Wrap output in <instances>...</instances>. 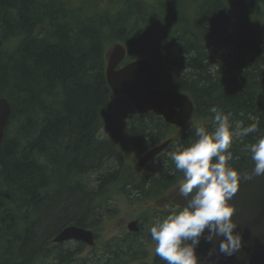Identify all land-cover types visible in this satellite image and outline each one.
<instances>
[{"label": "trees", "instance_id": "1", "mask_svg": "<svg viewBox=\"0 0 264 264\" xmlns=\"http://www.w3.org/2000/svg\"><path fill=\"white\" fill-rule=\"evenodd\" d=\"M99 1L0 0V97L10 105L0 143V264H66L81 246L71 251L52 237L66 225H97L112 185L136 201L157 200L183 178L171 158L141 176L127 166L129 143L141 154L173 126L112 93L105 76L112 42L127 47L126 61H152L157 87L187 92L203 118L198 126L214 129L212 106L234 126L257 124L233 141L237 169H247L248 146L264 136V0L245 5V25L242 10L228 11L225 0H204L197 14L184 1L169 11L144 0L101 9ZM195 127L179 137L181 148L197 139ZM136 237L108 241L106 263L145 256ZM150 264L166 261L155 255Z\"/></svg>", "mask_w": 264, "mask_h": 264}, {"label": "clouds", "instance_id": "2", "mask_svg": "<svg viewBox=\"0 0 264 264\" xmlns=\"http://www.w3.org/2000/svg\"><path fill=\"white\" fill-rule=\"evenodd\" d=\"M209 111L214 114V129L196 126L197 139L170 153L176 170L183 173L179 195L185 203L181 211L157 220L149 229L155 253L166 264H199L196 248L202 237L208 242L219 238L218 251L224 256L240 252L243 236L237 231V209L231 201L242 184L264 176V136L248 146L251 165L247 170L231 163L234 139L256 133L257 124L234 129L230 113L216 106ZM215 251L210 249L208 255Z\"/></svg>", "mask_w": 264, "mask_h": 264}, {"label": "water", "instance_id": "3", "mask_svg": "<svg viewBox=\"0 0 264 264\" xmlns=\"http://www.w3.org/2000/svg\"><path fill=\"white\" fill-rule=\"evenodd\" d=\"M230 6L241 7V0H227ZM127 49L120 42H114L105 53V76L112 93L117 96H127L133 104V109L139 114L152 112L161 116L165 122L177 126L179 132L187 129L188 122L194 112V105L186 93L171 89H157L154 84L160 80L161 74L148 59H135L122 67H118L126 56ZM10 115V105L5 97H0V143L4 137L5 127ZM172 142L165 139L150 147L138 159L136 168L140 169L162 153ZM251 165L248 163L247 169ZM173 203L183 207L185 201L179 193L173 198ZM236 205L234 219L238 222L237 231L242 233L243 247L240 252L231 257L219 253V238L205 244L204 249L196 251L199 264H244L246 259L257 256L264 250V176L254 177L241 185L231 201ZM130 232H138V220L127 223ZM77 241L89 246L95 244L94 233L90 229L74 224L66 225L52 237L55 244L66 241ZM216 251L209 256V250Z\"/></svg>", "mask_w": 264, "mask_h": 264}, {"label": "rangeland", "instance_id": "4", "mask_svg": "<svg viewBox=\"0 0 264 264\" xmlns=\"http://www.w3.org/2000/svg\"><path fill=\"white\" fill-rule=\"evenodd\" d=\"M180 3L184 1L188 4L192 3V9H194L195 14L198 13V6L204 2V0H158L156 3L155 0H144L145 4L151 7L161 6L163 10L169 11L174 2ZM251 0H245V5ZM113 0H100L98 7L103 9L107 7L108 3H112ZM153 11V10H152ZM260 21V19H259ZM262 23V20H261ZM122 43V42H121ZM109 47V46H108ZM203 123V118L194 117L191 126H198ZM234 129L240 128V124L237 126L232 125ZM105 131H100V136H105ZM170 136L174 137L173 142L170 144L169 148L162 154L161 161L157 159L156 163L151 164L150 166L154 169L161 166V163H164L166 160L170 159V153L177 148H181V139L178 138L176 129L170 133ZM126 164L134 170V164L138 158V152L134 150L132 144H128ZM164 155V156H163ZM164 165V164H163ZM94 178L95 175H90L89 186L94 187ZM182 181L178 182L181 183ZM175 186V185H174ZM174 186L170 187L164 192L163 197L168 199L172 196L174 191ZM168 191V192H167ZM167 192V193H166ZM109 198L101 207L102 214L98 215L96 222L98 223L94 227H90L96 233V244H95V253L92 256H95V264H107L106 257L108 255V250L106 248V243L110 240L116 239L119 241L122 237H131L132 234L128 231L126 224L128 221L133 219H139L140 231L137 233L136 241L142 242L144 251L146 252L139 260H128L126 264H150L152 262V256L155 253V242L151 239L150 236V227L157 221L161 220L162 217H166L169 214H173L175 208L173 205H169L167 201L158 200L154 201L153 199H148L145 201H136L133 199L132 195L120 194L117 186L112 185L111 189L107 191ZM80 242L76 241H66L62 247L75 251L76 247L81 246L80 250L75 254L74 261L71 260L66 264H85L89 259L91 252H88L86 247L80 245ZM126 250L125 248H122ZM121 251V250H120ZM94 251H92L93 253ZM128 255L125 256V259ZM93 263V262H92Z\"/></svg>", "mask_w": 264, "mask_h": 264}, {"label": "flooded vegetation", "instance_id": "5", "mask_svg": "<svg viewBox=\"0 0 264 264\" xmlns=\"http://www.w3.org/2000/svg\"><path fill=\"white\" fill-rule=\"evenodd\" d=\"M224 6L227 8V10L228 11H232L231 9H233V7H231V6H229L227 3H224ZM251 7H249V10H248V12H249V14H250V12H252L251 11V9H250ZM241 10H242V15H241V18L243 19V21H244V25L245 24H247V22H245V0H242V5H241V8H240ZM240 17V16H239ZM244 40H245V38H244ZM264 50V49H263ZM185 134V133H184ZM187 134V133H186ZM185 134V135H186ZM162 155H160V156H158V158H160ZM149 165H151V163H149V164H147L146 166H145V168L142 170V172L140 173V174H142L143 173V171L147 168V166H149ZM183 180V179H182ZM181 180V181H182ZM176 195H175V192H173V194H172V196L170 197V198H174ZM169 205H172L170 202H169ZM174 208H175V210H177V209H179L180 207H176V206H173ZM83 247H86V249H87V251L88 252H91V254H90V256H89V259L85 262V264H95L94 262H95V260L97 259L95 256H92V255H94V253H95V247H89V246H87V245H85V244H83L82 245ZM203 246H204V241H200V244L198 245V247H197V249L198 250H200V249H202L203 248ZM92 251H94L93 253H92ZM264 253L263 254H261V255H259V256H256V257H252V258H249L248 260H247V262H246V264H255L256 263V261H258L259 259H261V260H264ZM93 262V263H92Z\"/></svg>", "mask_w": 264, "mask_h": 264}]
</instances>
